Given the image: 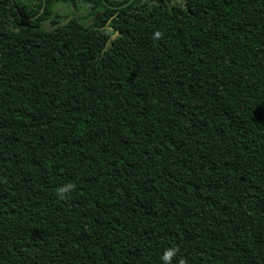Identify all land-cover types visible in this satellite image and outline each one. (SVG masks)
<instances>
[{
  "label": "trees",
  "instance_id": "1",
  "mask_svg": "<svg viewBox=\"0 0 264 264\" xmlns=\"http://www.w3.org/2000/svg\"><path fill=\"white\" fill-rule=\"evenodd\" d=\"M128 1L0 0V264H264V0Z\"/></svg>",
  "mask_w": 264,
  "mask_h": 264
},
{
  "label": "clouds",
  "instance_id": "2",
  "mask_svg": "<svg viewBox=\"0 0 264 264\" xmlns=\"http://www.w3.org/2000/svg\"><path fill=\"white\" fill-rule=\"evenodd\" d=\"M162 34L159 31H156L154 33L153 39L154 40H159L161 38ZM74 189V185H65L62 186L61 188H59L57 190L58 194L61 195V197L64 195V193L73 190ZM179 251V248H168L165 249L164 254L162 256V260L164 262V264H171V260L173 259V257L176 255V253ZM179 264H186V262L181 259Z\"/></svg>",
  "mask_w": 264,
  "mask_h": 264
},
{
  "label": "water",
  "instance_id": "3",
  "mask_svg": "<svg viewBox=\"0 0 264 264\" xmlns=\"http://www.w3.org/2000/svg\"><path fill=\"white\" fill-rule=\"evenodd\" d=\"M130 2H131V0H129V1L125 4V6H126L128 3H130ZM97 16H98V15H95L94 18H97ZM69 20H70V18L67 17L64 21H62L61 23H59L58 26H62V25H64V24H66Z\"/></svg>",
  "mask_w": 264,
  "mask_h": 264
}]
</instances>
